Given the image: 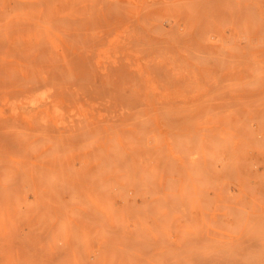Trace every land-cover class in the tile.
I'll return each mask as SVG.
<instances>
[{
    "label": "rangeland",
    "instance_id": "rangeland-1",
    "mask_svg": "<svg viewBox=\"0 0 264 264\" xmlns=\"http://www.w3.org/2000/svg\"><path fill=\"white\" fill-rule=\"evenodd\" d=\"M0 264H264V0H0Z\"/></svg>",
    "mask_w": 264,
    "mask_h": 264
}]
</instances>
